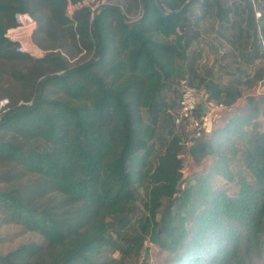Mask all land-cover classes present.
<instances>
[{
	"label": "trees",
	"instance_id": "obj_1",
	"mask_svg": "<svg viewBox=\"0 0 264 264\" xmlns=\"http://www.w3.org/2000/svg\"><path fill=\"white\" fill-rule=\"evenodd\" d=\"M69 1L0 0V228L42 237L0 264H147V242L163 264H264L260 109L199 136L170 111L181 78L227 106L264 79L263 65L247 70L264 59V0H108L93 18L86 5L69 15ZM17 12L36 20L43 56L6 35ZM207 17L231 46L227 81L196 66ZM189 141L195 162L215 163L186 179ZM232 157L235 170L219 162Z\"/></svg>",
	"mask_w": 264,
	"mask_h": 264
},
{
	"label": "rangeland",
	"instance_id": "obj_2",
	"mask_svg": "<svg viewBox=\"0 0 264 264\" xmlns=\"http://www.w3.org/2000/svg\"><path fill=\"white\" fill-rule=\"evenodd\" d=\"M196 10L200 13L201 9ZM202 20L203 24L200 26L201 33L199 38L195 39L192 45L193 52L198 55L196 66L202 73H207L211 68L214 77L227 81L232 77L231 75L236 69L228 65L225 67V61L222 60L221 54L224 51L230 50L231 46L227 39L217 32L218 20L212 19L211 17H207L206 19L203 18ZM261 65L264 67V59L257 60L251 67L247 68V70L251 72L250 75L252 76ZM242 89V98L234 105L228 106L222 110V116L215 127H222L231 117H244L246 114H254L256 109H260V112L258 115L255 114V118H260L264 124V79L254 81L251 86L242 85ZM216 136L217 135H215V138ZM190 144L191 141L184 144L181 152L184 161V178L186 179L194 177L195 172L209 170L210 166L215 163V159L211 156H206L200 163L195 162L189 152ZM229 158L219 161L220 164L224 167L229 164L230 169H237L238 164L235 158L232 157L230 160ZM216 184L226 187L231 195L237 192L236 182L234 180H229L227 177L218 175ZM41 238L42 237L37 232L28 231L21 225H4L0 228V252H7L20 243L31 240H41ZM146 245L148 246V253L147 255L144 253L142 254V257L145 255V262L147 264H163V259L166 255L165 251L150 242H147ZM114 255L118 256L117 252Z\"/></svg>",
	"mask_w": 264,
	"mask_h": 264
},
{
	"label": "built area",
	"instance_id": "obj_3",
	"mask_svg": "<svg viewBox=\"0 0 264 264\" xmlns=\"http://www.w3.org/2000/svg\"><path fill=\"white\" fill-rule=\"evenodd\" d=\"M107 2L108 0H79L76 3L69 1L68 14L72 15L75 8L86 5L90 7L91 18H93L95 12ZM126 15L130 17L128 14ZM15 22L16 25L10 27L6 35L11 40L17 42V50L30 53L36 57L43 56L44 50L32 39V34L36 28V20L33 16L28 12H17L15 14ZM178 89L180 92L179 107L175 111L170 110L176 116V124L180 126L185 122L187 130H196L195 136L211 132L220 120L222 110L228 106L216 101L204 100L207 109H201V113L198 115L197 112L201 106L202 94L186 78H181L178 81ZM8 103V98H2L0 100V111L4 110Z\"/></svg>",
	"mask_w": 264,
	"mask_h": 264
},
{
	"label": "water",
	"instance_id": "obj_4",
	"mask_svg": "<svg viewBox=\"0 0 264 264\" xmlns=\"http://www.w3.org/2000/svg\"><path fill=\"white\" fill-rule=\"evenodd\" d=\"M201 106H202V109L203 110H206L207 109V107H206L205 102H204L203 99L201 100Z\"/></svg>",
	"mask_w": 264,
	"mask_h": 264
}]
</instances>
